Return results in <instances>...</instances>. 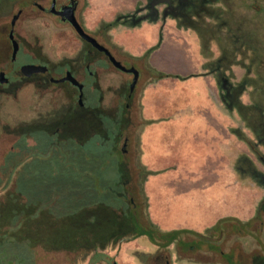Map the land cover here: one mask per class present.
Segmentation results:
<instances>
[{
  "label": "rangeland",
  "instance_id": "1",
  "mask_svg": "<svg viewBox=\"0 0 264 264\" xmlns=\"http://www.w3.org/2000/svg\"><path fill=\"white\" fill-rule=\"evenodd\" d=\"M133 1L119 0L120 4L110 9L112 13L110 19H112L101 21L97 30H91V32L109 38L110 45L126 52L141 72L136 98L131 102L130 109L133 114V128L140 136L141 155H139L138 167L141 168L140 179L145 190L144 204L148 205V207L145 205L144 211L153 224L160 228L149 212L150 199L146 191V184L149 181L151 200L160 212L165 209L171 213L174 212L173 215H176L178 218L176 220L179 222L203 226L198 231L192 230L201 235H211L212 229L222 219L231 217L239 219L245 214L254 212V217L250 219L253 220L264 199V180L257 176L259 172L264 174V0H139L135 5ZM86 3L88 5L87 0H82L83 5ZM156 18H159L161 23L162 20L164 22L169 19L173 32L178 28L185 33L184 36L196 39L195 50L189 49L193 50L195 55L190 68H200L199 73L208 71L210 78H214L217 89L212 93L222 106L221 112L226 114L228 133H232L235 140L242 146L239 155L238 152L235 153L234 148L230 149V146L226 145L228 159L237 160L228 163L226 167L219 168L221 174H224L225 170V184L221 180L220 183L212 185V182L203 179L198 183L199 188L195 187L189 198L179 197L171 187V180L176 176V171L180 170L179 166L178 168L175 166L155 168L144 165L143 161L142 132L154 122L144 118L142 100L146 88L158 82L153 81V74L156 71L166 73L153 66L150 61L152 53L159 49L162 41L153 46V48L159 47L145 60L143 57L148 50L142 55H133L125 49V46H121L114 36V30L128 27L132 35L124 37L125 41L128 44L131 42L135 45L142 44L143 48L146 39L143 31H134V29L142 28V23L144 24L145 21L153 23ZM184 18L189 21V25H183V22L178 23V19L181 21ZM115 22L119 23L109 31L103 26L104 23ZM32 26L36 36L34 47L40 51L42 49V52L49 57L73 56L74 52L82 46L81 39L68 24L60 21L37 20L32 23ZM200 36L208 40L211 37L210 49H208L211 52V58H206L202 54ZM170 54L167 57H171ZM176 58L179 61H175V65L186 69L187 66L185 68L183 64V55L180 57L178 55ZM167 61L170 62V60ZM167 61L159 62L160 67L163 63H169ZM110 74L104 76L103 86H107L111 80L115 88L121 81L128 82V85L133 82L132 75L116 70ZM218 79L221 81V86ZM223 83H225L224 92ZM206 89L209 90L210 87ZM196 95H202V93L196 92ZM224 95L225 100L222 103L221 98ZM108 98L112 97L108 96ZM32 105L33 102L28 97L20 96L19 99L0 97V198L17 185L16 191L24 192V189L31 197L47 200L44 196L47 195L53 202L57 200L56 196L72 198L74 204H71L70 208L76 210V206L80 203V201L77 202L79 189L86 183V179L84 183L81 181L85 177L81 172L85 157L82 158L81 154L75 153L77 154L74 156L75 163L72 162L71 166L68 159L66 160L68 157L65 158L63 149L57 152L62 156H58L59 163L56 159L47 158L21 164L15 170L12 167L18 158L25 161L31 158L27 149L20 147L21 138L16 133L22 130L23 122L30 119ZM28 144L33 146L32 142ZM65 146L63 145V148ZM130 149L133 151V148ZM181 149H184L180 151L183 157L188 152L184 147ZM14 152L17 154L19 152V155H10ZM77 152L82 153L80 149ZM170 160L163 159L158 162L170 163ZM86 161L90 166H96L95 161L90 158ZM142 165L145 166L144 170ZM128 170L126 168L127 173ZM181 170H189L191 177L194 176L198 180L203 178L201 172L208 171L207 168L192 167H181ZM90 176L93 177L91 173ZM239 220L243 221V219ZM235 226L242 229L239 224ZM198 239L194 235H186L184 240L188 244L187 249L172 244L168 251H164V254L157 255L160 251L159 246L144 235L108 246L103 253L107 255L106 258L119 264H167L166 258L170 264H228L226 258L222 256L224 252L233 254L236 264H250L255 254L264 253V219L255 221L245 236L236 234L203 240L205 243L203 246L199 242L201 239ZM211 244L215 245L214 249ZM90 257L80 260L77 264H89ZM49 261L48 264H68L63 254H58ZM109 262L101 261L99 264H110Z\"/></svg>",
  "mask_w": 264,
  "mask_h": 264
},
{
  "label": "flooded vegetation",
  "instance_id": "2",
  "mask_svg": "<svg viewBox=\"0 0 264 264\" xmlns=\"http://www.w3.org/2000/svg\"><path fill=\"white\" fill-rule=\"evenodd\" d=\"M86 7L87 3L83 5L82 0H0V75L4 73L7 79L6 82L0 80V97H28L33 102L30 119L23 122L22 130L16 133L21 138L20 147L27 149L31 158L26 161L18 158L12 167L15 170L21 164L46 160L45 154L52 156L53 152L55 154L62 150L63 145L74 149H83L92 144L95 147L101 144L111 146L123 154L119 165L129 169L122 184V194H129L130 203L142 212L145 200L141 173L136 170L140 136L133 128L130 109L131 102L136 98L139 81L134 89H131L132 83L128 85V82L123 81L119 82L117 88L112 80L107 86L102 84L104 76L111 75L115 70L132 75L134 79V73L113 64L107 51L125 67H138L126 52L112 47L109 38L94 34L87 28L84 22ZM67 11L74 14L77 21L105 50L79 36L66 15ZM37 20L68 24L81 39V48L73 56L49 57L42 49L40 51L34 47L36 36L32 23ZM14 40L20 46L15 59ZM29 64L43 66L44 69L27 76L22 68ZM69 74L78 83L65 79ZM224 88L225 83L223 92ZM222 100H225V95ZM38 154L40 156H36ZM10 155H19V152ZM262 175L259 172L257 176L264 180ZM175 245L184 247L180 243ZM227 255L222 252L226 260L229 258ZM258 256L261 255L255 254L253 257ZM166 262L170 264L169 260Z\"/></svg>",
  "mask_w": 264,
  "mask_h": 264
},
{
  "label": "trees",
  "instance_id": "3",
  "mask_svg": "<svg viewBox=\"0 0 264 264\" xmlns=\"http://www.w3.org/2000/svg\"><path fill=\"white\" fill-rule=\"evenodd\" d=\"M177 21L183 22V25H189L186 18ZM117 23L119 22L104 23L103 26L109 31ZM200 39L202 54L206 58H211V52L208 50L211 37L208 40L200 36ZM162 40L161 33L159 43ZM157 47L149 49L143 58L148 59ZM170 77L188 79L156 71L153 74V81ZM218 81L221 85V81L219 79ZM63 149L70 166L75 163L74 156L77 155L75 153L81 154L82 158L85 157L81 167L85 177L81 181L84 183L86 179V183L78 192L77 202L80 201V203L74 210L70 208L71 204H74L72 198L56 196L57 200L53 202L49 199L50 197L44 195L47 199L44 200L41 197H31L24 189V192L16 191L17 185H15L13 190L0 198V264H48L50 258H55L58 254H63L68 264H77L89 256H91L89 264H99L101 261H110L109 263L113 264L114 261L106 258L107 255L103 251L115 243L130 241L145 235L152 243L159 246L160 251L157 255H162L175 243H180L187 249V242L183 244L186 235H194L201 239L198 240L203 246L205 244L203 240L236 234L245 236L255 221L264 219L263 199L253 220L243 222L234 217L222 219L212 229L211 235H201L189 229L163 231L153 224L144 211L145 205L148 207L147 203L142 212H139L130 203L129 194H122V184L128 173L123 165H119L123 159L120 150L102 144L83 149L68 146ZM79 149L82 153L77 152ZM138 151L137 159L140 162V144ZM58 156L62 157L57 152L55 154L53 152L52 156L44 155L45 158L56 159L59 163ZM89 158L95 161V167L90 166L86 161ZM143 167L145 166L142 165V169ZM136 170L140 173L141 168L136 167ZM144 191L142 183L143 195ZM236 224H239L242 229L236 227ZM244 232L245 234H242ZM214 246L211 244L212 249ZM227 257H229L228 264H236L233 254H228ZM165 260L167 261L168 258ZM250 264H264V254L254 257Z\"/></svg>",
  "mask_w": 264,
  "mask_h": 264
},
{
  "label": "crops",
  "instance_id": "4",
  "mask_svg": "<svg viewBox=\"0 0 264 264\" xmlns=\"http://www.w3.org/2000/svg\"><path fill=\"white\" fill-rule=\"evenodd\" d=\"M87 1L84 22L90 30H97L101 21H110L112 19H110L112 16L110 9L120 4L119 0ZM138 1L134 0V5ZM160 21L153 23L145 21L144 24L142 23V28L134 29V31H143L142 33L146 38L143 48L142 44L135 45L131 41L128 44L125 41L127 36L131 37L132 35L129 32L131 29L128 27L124 26L120 30H114V36L119 40L121 46H125V49L133 55H142L159 43V38L163 32V40L159 49L151 55V64L172 76L188 78L186 80L176 77L163 79L146 88L142 100L143 116L145 119L153 121L154 124L149 125L142 132L141 149L146 166H154L155 168H173L174 166L178 168L179 166L180 170L176 171V176L171 180V187L179 197L189 198L192 196L193 189L199 188L198 183L203 179L212 182V185L220 183L221 180L225 184V170L224 174H221L219 168L226 167L228 163L237 160L228 159L226 145L230 146V149L234 148L235 153L238 152L239 155L242 146L240 142L235 140L232 133H228L226 114L221 112L222 106L215 99L217 98L215 94L212 93L217 89L214 78H210L208 71L199 73L200 68H190V65H193L192 58L195 55L193 50L190 51L189 49L195 50L196 39L184 36L185 33L178 28L173 32L169 19L164 22L162 20V23ZM167 52L171 53V57H167L169 55ZM178 55L179 57L183 55V64H185V68L187 66L186 69L175 65L174 62L179 61L176 58ZM161 61L169 63H163L166 65L161 64L160 67L159 62ZM192 75L195 76L191 77ZM207 87H210V91L206 89ZM196 92H200L202 95H196ZM237 145H239L238 148ZM182 147L188 152L183 157L180 155V151L184 150L181 149ZM163 159H171V162H158ZM181 167L207 168L208 171L201 172L203 178L198 180L194 176L191 177L189 170L182 171ZM146 191L150 199V216L162 230L189 229L198 231L202 229L203 226L201 227L199 224L177 221L178 218L173 215L174 212L171 213L165 209L160 212V209L151 200L149 181L146 184ZM185 213L188 215L187 212ZM200 215H204V213H200ZM253 217L254 212H250L241 218L239 217V219L249 221Z\"/></svg>",
  "mask_w": 264,
  "mask_h": 264
},
{
  "label": "water",
  "instance_id": "5",
  "mask_svg": "<svg viewBox=\"0 0 264 264\" xmlns=\"http://www.w3.org/2000/svg\"><path fill=\"white\" fill-rule=\"evenodd\" d=\"M66 15H67V17H68L69 19H71V21H72L74 27L76 28V30H77L79 36H80L82 39H85V40H88V41L92 42L96 47H98V48L101 49V50H105L104 47H103V46L97 41V39L94 38L93 36H91V35H90V34L84 29V27H83V26L77 21V19L75 18L74 14L71 13V11H67ZM12 38H13V34H12ZM13 47H14L13 57H14V59H15L16 56H17V53H18V51H19V48H20L19 43H18L16 40L13 41ZM107 53L110 54V56H111V61L113 62V64H114L116 67H118V68H120V69H122V70H124V71L134 73V79H133V82H132V85H131V89H134V88L136 87L138 81H139V78H140V71H139L136 67H131V68H127V67H125L124 65H122V63H121L120 61L116 60L115 57H113L109 51H107ZM41 69H44V67H43V66H38V65H33V64L30 65V64H29V65H25V66H23V68H22V72H23L25 75L29 76V75H31L33 72H36V71L41 70ZM65 79H71V80L74 81L75 83H78V82L76 81V79H75L74 77H72V75H70V74H69ZM0 80H1L2 82H6V81H7V79L5 78V74H4V73H2V74L0 75ZM113 264H119V263L115 261Z\"/></svg>",
  "mask_w": 264,
  "mask_h": 264
}]
</instances>
